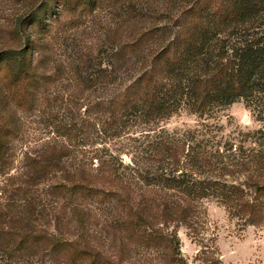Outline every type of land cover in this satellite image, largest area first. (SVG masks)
<instances>
[{"label":"trees","instance_id":"1","mask_svg":"<svg viewBox=\"0 0 264 264\" xmlns=\"http://www.w3.org/2000/svg\"><path fill=\"white\" fill-rule=\"evenodd\" d=\"M50 1L63 12L106 10L112 24L85 53L72 48L70 65L49 66V126L69 146L55 142L30 164L28 180L49 177L51 213L40 209L33 182L16 189L23 212L0 201V259L126 264L137 255L145 264L155 251L162 264H186L177 232L184 228L193 240L203 234L204 201L240 226L263 227L264 0H8L5 33L21 39V25ZM27 53L0 42V168L18 135L16 109L39 101L38 64ZM237 102L262 126L223 136L209 120ZM60 109L67 120L59 124ZM181 112L198 123L162 127ZM74 144L91 149H80L78 160ZM94 205L113 238L110 252L90 228ZM203 260L220 264L215 253Z\"/></svg>","mask_w":264,"mask_h":264},{"label":"rangeland","instance_id":"2","mask_svg":"<svg viewBox=\"0 0 264 264\" xmlns=\"http://www.w3.org/2000/svg\"><path fill=\"white\" fill-rule=\"evenodd\" d=\"M53 4V1L48 2V7L38 12L37 18L33 19L34 22L21 25L24 29L23 36L19 40H13L4 30L6 27L4 18H10L13 7L8 0H0V27L3 28L0 42L11 47L18 46L28 49V57L34 55L35 65L38 64L35 81L41 86L39 101L16 109L18 135L11 144L9 164L0 168V201L8 199L9 203L13 204L19 212H23L25 207L23 199L20 196L17 197L16 189L22 185L28 186L32 182L34 193L39 194L40 209H45L48 213L52 212L49 208V177L36 181L28 180L30 164L33 160H39L41 156L47 155L49 145L57 143L59 146H69V142L60 138L56 130L49 126V66L53 67L59 63L65 66L70 65L73 55L72 48H80L85 53L90 46L97 43L102 28L112 24L111 17L106 10L96 8L88 12L76 7L72 9L73 11L63 12L61 7L56 8ZM21 13L22 10L17 15ZM26 21L27 19L23 18L22 24ZM31 44L34 47H31ZM49 47L52 50L49 51ZM49 58H51V64H49ZM67 88L68 80L65 77L63 83L56 88V92L60 95L64 94V90ZM86 93L83 97H87V99L89 97L91 100L99 96V93H95L90 97V92ZM59 111L57 121L60 124L67 118L63 109ZM197 123L196 116L181 112L162 123V127L171 132L192 128ZM209 123L221 126L223 136L230 137L236 136L238 132L255 131L262 126L242 102L229 106L209 120ZM119 141L124 143L123 139ZM74 145L78 160L81 159L80 149H91L87 145L84 148L78 147V144ZM122 158L125 162L128 161L127 156ZM3 191H6L5 195L1 194ZM53 205L59 208V204L56 202ZM203 207L206 211V225L200 237L193 240L184 228H179L177 232L180 252L186 264H208L209 262H205L203 259L212 256V253H215V256L219 258L220 264H264V226L261 228L240 226L238 221L230 219L224 208L215 201H204ZM101 208L99 205L91 207L93 212L96 211V215L90 228L94 231L93 235L97 243L102 245L103 248H101L110 252L109 246L112 244L113 238L104 229ZM50 215H47L48 220H50ZM53 223L52 221L51 225H54ZM197 241H202L205 245L206 257L201 253ZM147 253L150 255L147 258L152 260L145 264H162L160 253L155 251ZM134 262L141 263L139 256L132 255L127 259L126 264H134ZM0 264H5V262L0 259ZM18 264H35V262H20Z\"/></svg>","mask_w":264,"mask_h":264}]
</instances>
